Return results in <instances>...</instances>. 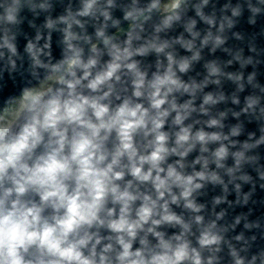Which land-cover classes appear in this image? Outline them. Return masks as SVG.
Segmentation results:
<instances>
[{
    "label": "clouds",
    "instance_id": "clouds-1",
    "mask_svg": "<svg viewBox=\"0 0 264 264\" xmlns=\"http://www.w3.org/2000/svg\"><path fill=\"white\" fill-rule=\"evenodd\" d=\"M246 2L252 14L249 23L254 24L255 17L264 13V0ZM27 3L30 10L37 7L32 0ZM186 3L150 0L141 7L140 0H131L123 7V19L129 22L125 31L111 12L115 0H81L78 11L69 10L45 24L50 30L57 24L65 25L59 29L64 45L61 59L52 62L50 34L42 46L39 32L35 41L27 42L30 75L36 82L0 108V264H218L215 254L226 243L221 233L228 229H218L216 221L225 212L205 224L200 214L205 205L197 203L196 197L207 183L221 185L225 195L213 201L218 205L227 200L228 185L234 184L236 203L247 205L257 179L264 190V157L249 154L264 145V124L259 138L249 133L243 143L232 139L241 134V124L227 134L222 131L226 112L204 122L208 128L221 131H193V124H185L194 112L207 116L208 106L226 99L223 94L208 93L199 107L195 106L198 92L209 82L219 83L209 79L221 74L215 62L206 65L209 77L202 83L185 82L178 75L187 73L192 62L200 59L194 44L199 36L194 31L196 20L185 25L191 40L183 35L173 40L159 35L181 21ZM207 3L202 0L194 8L197 16L214 26V19L202 10ZM21 7V0L0 3V61H6L0 78L4 71L11 75L17 68L19 52L11 26L20 23ZM38 7L47 9L50 5ZM229 7L225 5V9ZM231 11L236 17L243 9L237 4ZM154 12L160 14V23L145 37L144 24ZM78 17L98 21L95 42L92 36L73 30L74 26L85 27ZM224 20L229 28L234 25L232 19ZM109 27L117 32L109 35ZM224 28L222 22L219 31ZM210 41L213 51L225 42L209 31L201 47ZM81 42L89 45L87 55ZM174 44L193 54L178 59L169 50ZM150 53L167 60L165 65L157 59L151 75L137 59ZM235 58L241 57L237 54ZM250 63L251 57L241 66ZM39 70H43L42 75ZM255 75L248 76L250 84ZM228 78L243 91L242 74H229ZM260 90L264 92V88ZM177 94L190 98L179 103ZM232 102L240 103L235 96ZM241 114L249 116L250 122L264 121L261 97H246L244 107L233 113L237 118ZM169 121L170 130L166 131ZM210 144L218 147L210 150ZM198 145L200 155L188 165L187 157ZM233 148L238 150L231 151ZM171 157L177 159L170 163ZM229 157L234 161L230 167L226 164ZM210 164L216 170H211ZM195 165H200V170H195ZM245 166L251 171H245ZM187 167H192L191 173ZM221 169L229 178L227 183L218 171ZM237 180L252 185V191L242 199V184ZM173 206L189 216L177 213ZM242 220L245 229L260 227L259 220L249 221L247 214H241L231 228ZM194 225L199 231L198 246L189 239ZM169 229L178 231L170 235ZM234 239L247 245L243 233ZM228 246L233 264H257L258 260L264 264V250L249 258L240 255V251H248L247 246L239 251L231 243ZM205 250L211 255L205 257Z\"/></svg>",
    "mask_w": 264,
    "mask_h": 264
},
{
    "label": "water",
    "instance_id": "water-1",
    "mask_svg": "<svg viewBox=\"0 0 264 264\" xmlns=\"http://www.w3.org/2000/svg\"><path fill=\"white\" fill-rule=\"evenodd\" d=\"M4 0H0L3 3ZM150 0H140V6L143 7L147 5ZM255 3V0H252ZM32 3L37 5L35 10H30L27 0H21V10L18 14V20L20 23L11 26V31L15 33L16 45L19 52V58L17 59V68L11 75L7 72H3L2 78H0V108L8 104L11 100L21 94L24 87L32 86L35 84V80L30 75V59L28 53L25 51V47L28 41H35V37L39 32L43 37L39 41V45L42 46L45 43V39L51 35V51H52V62L55 63L57 60L62 58L63 47V33L59 29L65 27L63 24H57L55 29H48L45 27L47 20L50 18L52 20H58L59 17L65 16L70 10L72 13L78 11L82 4L81 0H32ZM47 3L50 5L47 9H42L38 7L40 4ZM116 7L111 9L114 19H119L121 21V28L125 31L129 27V22L123 19V7L130 5L131 0H115ZM202 3V0H187L185 5H182L180 22L174 23L171 29L161 32L159 35L161 39L173 40L178 36L183 35L185 40L193 39L192 36L185 31V25L189 20H196V26L194 31L199 33V36L195 38L194 44L195 49L200 51V59L193 61L192 65L187 73H178L181 79L185 82L195 81L196 83H202L206 77H209L207 64L215 62L216 66L220 69L221 74L218 76L210 77V81L219 80V83L209 82L202 92H198L195 100V106L198 108L202 103L203 96L208 93H212L214 96L223 94L225 100L220 101L216 105L208 106L209 115H202L199 112H194L192 116L185 121V124H193V131L200 128H204L205 131H221L217 128H208L204 123L209 118H219V113L226 112L227 115L224 117L222 123L224 128L222 131L227 134L231 127L241 124L242 132L238 137H233L232 139L238 140L243 143L248 139L249 133H254L256 138L261 135L260 127L264 124V121L251 120L250 117L241 114L239 118L233 115L234 112H239L241 108L244 107L245 98L254 95L261 97V104L264 105V92H261V88H264V13L255 17V23H249V19L252 16L251 12L248 10L246 0H208V3L203 6V12L206 16L214 19V26L208 25L199 16H197L194 5ZM239 4L242 6V14L240 16L233 17L231 9ZM225 5H230L228 9H225ZM0 12L3 9L0 8ZM224 17H228L234 21V25L229 28ZM85 22L84 29H80L74 26L73 30L81 35L87 34L93 37L95 40V29L98 25V21L90 17H78ZM102 17L100 21H102ZM161 16L159 13L154 12L152 18L144 24L143 36L148 37L154 33V28L160 23ZM225 23V28L223 32L219 31L220 24ZM114 28L109 27L107 33L109 35L115 34ZM211 31L213 37L219 35L224 38L225 42L216 47L213 51V43L210 41L208 45L201 47V41L203 38ZM2 34V32H0ZM120 39H124L123 33H120ZM239 37V38H238ZM81 46L85 49V55L88 54L89 45L81 42ZM102 47V45H101ZM254 49V51H253ZM170 51H174L176 57L179 59L181 57H191L193 54L190 51L184 49L180 44H174ZM237 54L240 55V59L237 60L235 57ZM251 57L252 63L244 64L242 62L248 60ZM42 59H46L42 57ZM107 60V56L103 58ZM141 60L142 67L148 70L149 75L156 71L157 59H160L165 65L167 60L164 56L157 57L155 53H150L146 57H137ZM231 61V63H229ZM6 61H0V69L5 67ZM41 75L43 70H39ZM255 73V80L252 84L248 82V76ZM229 74L237 75L242 74L243 80V91L238 90V83L229 79ZM253 84H258L260 87H253ZM235 96L239 99V104H234L232 102V97ZM190 97L185 94L180 96L177 94V99L179 103H183ZM195 121H200V123H195ZM165 130H170L169 125H166ZM210 150H214L218 147V144H210ZM237 148L231 149V151H236ZM259 154L264 157V145L260 148L253 150L249 154ZM200 155L199 145L197 148L189 154L186 163L191 165V162ZM205 155H208L205 153ZM176 157H171L169 162L176 160ZM234 161L231 157L226 161L227 166H232ZM200 165H195V170H200ZM211 170H216L214 164L209 165ZM186 171L191 173L192 167H187ZM220 175L224 178L225 182L228 181V176L225 175L224 170H218ZM245 171H251L248 166H245ZM253 177H256L255 172H252ZM236 183L242 184L241 199L243 194L252 191V185L244 184L243 182L237 180ZM261 181L256 180L255 191L249 199L247 205L237 204V194L235 192L234 184L228 185L227 200L218 205H214L213 201L215 197L224 196L223 187L221 185H213L207 183L203 189L197 194V203L205 205L204 210L200 213L205 217V224L216 220V215L221 211L225 212V216L217 220L218 229L227 228L226 232L221 234L224 236L226 243H222L221 250L215 255L219 257L218 264H233L232 257L229 253L228 243H231L238 251L247 246L248 251H240L241 256L249 257L252 254L259 253L264 250V190L259 187ZM177 213L183 212L185 217L189 216L182 208L173 206ZM241 214H247L249 221L259 220L260 227L245 229L244 221L242 220L235 229L231 228L234 223L236 216ZM169 234L171 235L173 231H178L169 229ZM194 235L190 236L189 239L192 241L193 246H198L196 237L199 235V231L196 226H193ZM240 233H243L247 245L244 241H236L234 237ZM252 236L256 239L253 241ZM203 255L205 257L211 255L207 250L204 251ZM257 264H260L259 260Z\"/></svg>",
    "mask_w": 264,
    "mask_h": 264
},
{
    "label": "flooded vegetation",
    "instance_id": "flooded-vegetation-1",
    "mask_svg": "<svg viewBox=\"0 0 264 264\" xmlns=\"http://www.w3.org/2000/svg\"><path fill=\"white\" fill-rule=\"evenodd\" d=\"M114 32H117V30L114 28V30H113ZM94 42H95V40H93Z\"/></svg>",
    "mask_w": 264,
    "mask_h": 264
},
{
    "label": "trees",
    "instance_id": "trees-1",
    "mask_svg": "<svg viewBox=\"0 0 264 264\" xmlns=\"http://www.w3.org/2000/svg\"><path fill=\"white\" fill-rule=\"evenodd\" d=\"M17 97H18V96H17ZM15 98H16V97H15ZM11 101H12V100H11ZM11 101H10V102H11ZM10 102H9V103H10ZM6 105H7V104H6ZM3 107H4V106H3ZM3 107H1V108H3Z\"/></svg>",
    "mask_w": 264,
    "mask_h": 264
}]
</instances>
